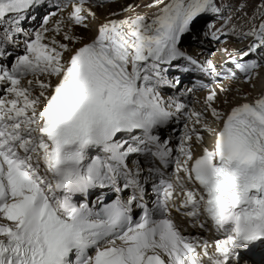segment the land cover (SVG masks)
I'll return each instance as SVG.
<instances>
[{
	"label": "snow or ice",
	"instance_id": "6c2138e0",
	"mask_svg": "<svg viewBox=\"0 0 264 264\" xmlns=\"http://www.w3.org/2000/svg\"><path fill=\"white\" fill-rule=\"evenodd\" d=\"M249 2L152 0L150 14L129 4L121 12L132 15L110 13L85 40L77 29H93L104 0H62L32 31L22 22L44 0H0V264H241L264 244V91L224 111L210 90L196 111L162 89L181 82L169 70H190L179 61L239 80L231 64L251 84L264 66V0L251 16ZM208 14L221 20L203 33L209 43L244 45L222 48L219 65L180 47ZM12 45L24 49L14 61ZM188 229L224 238L210 244Z\"/></svg>",
	"mask_w": 264,
	"mask_h": 264
},
{
	"label": "rangeland",
	"instance_id": "374dc122",
	"mask_svg": "<svg viewBox=\"0 0 264 264\" xmlns=\"http://www.w3.org/2000/svg\"><path fill=\"white\" fill-rule=\"evenodd\" d=\"M167 2H168V0H161V6L163 5V3H167ZM151 3H152V0H104V6L103 7H100V8L93 7V10L97 9V14L98 15H96V16L99 17L100 19L101 18H104V19L108 18L110 13H112V12L118 13L119 14L118 15L119 18H124L126 16L132 15L131 12H121V9L127 7V5L132 4L134 6V9H135L136 13H139V14H146V13L150 14L151 12L156 11L155 8L148 7V5H150ZM258 4H259V0H250V2L248 4V7L245 9V11L247 12V14L249 16H251L253 14V10L256 8V6ZM58 18H59V15L50 22L49 26L54 27L55 19H58ZM214 19H218L217 20L218 22L216 23L214 21ZM98 21L99 20H97V19H93L92 20V25H93V29L92 30L85 31L83 29L78 28L77 29V33L83 35V37L85 39L91 37L92 34L94 33V28H95V25L98 23ZM220 23H221V20L218 17L214 16L213 14H208V15L203 16L201 19L197 20L196 23H195V26H192V28H193V30L194 29H199V31H200L202 29L207 28L208 25H212V29L211 30H216V28H218L220 26ZM234 23H242V21L234 20ZM38 29H39V27H38ZM58 38H61V37L58 36ZM187 38H188V36L186 35L185 38L183 39L182 43L180 44V46H186L184 43L185 42L188 43V39ZM226 41H229L230 43L232 41L231 45L226 44L228 48H236V47H238V48L241 47L242 48L244 46L243 44L238 43L235 40V38H229L228 37ZM219 44L221 46L222 44H225V43L220 42ZM227 47H222V48H227ZM202 58H203V56L200 55V59H202ZM188 73L189 74H187V75H189V76H191V75L195 76L197 81H198V79H200L203 84H207L209 82H212L210 80L211 77L205 76L201 72L194 70V68H191ZM198 74L201 76V78L199 76H197ZM257 76H258L260 81L257 80ZM254 77H255V79H253L251 84L247 83L246 82V78L243 77V76L240 77L239 80H231L230 81L227 78V76L222 77L219 81L215 80L216 81L215 83H211L212 85L214 84L212 91H217L218 92L219 101H217L214 106L220 108L221 110L227 111L229 109V107H231V105L233 106L236 103H238L239 101H242L243 99H245L247 97H250L251 99H252V97L253 98L256 97L257 96L256 93L260 91L259 82L261 83L264 80V66H261L257 70L256 75ZM30 78L31 77H29V79ZM201 82L198 81V84L201 83ZM221 86L229 88L230 91L227 94L221 93L220 92V87ZM168 89L172 91L171 88H168ZM225 98L228 99V101H229V104H227V105L220 103V101L224 100ZM198 99H196L194 97L193 100H195V101H192V102H196V101H198ZM180 120L181 121H180L179 127H180V130H182L184 128V124H185L186 121L183 119L182 116L180 117ZM215 125L216 124H214L213 126H215ZM205 137L210 139V136H208V135H206Z\"/></svg>",
	"mask_w": 264,
	"mask_h": 264
},
{
	"label": "bare ground",
	"instance_id": "6f19581e",
	"mask_svg": "<svg viewBox=\"0 0 264 264\" xmlns=\"http://www.w3.org/2000/svg\"><path fill=\"white\" fill-rule=\"evenodd\" d=\"M68 10V9H67ZM96 10V11H95ZM95 10H93V11H95L96 12V15H98L97 14V9H95ZM116 18H119V17H116ZM122 19V18H121ZM97 20H99L98 21V23L100 22V21H103L104 20V18H99L98 17V19ZM97 23V24H98ZM96 24V25H97ZM198 25V24H197ZM193 26H195V24L193 25ZM49 27H51V26H49ZM38 30V29H37ZM199 29H194L193 31H198ZM193 31H192V34H193ZM192 34H191V36H192ZM94 35V33L92 34V36ZM91 36V37H92ZM91 37H89V38H91ZM89 38H87V39H89ZM87 39H85V40H87ZM188 43H184L185 45H187V44H190V42H189V40H191L190 39V36H188ZM185 41V40H184ZM187 41V40H186ZM241 48V47H240ZM199 55H201L200 53H198ZM194 68V67H193ZM259 69V68H258ZM257 69V70H258ZM257 70H256V72H257ZM189 74V73H188ZM197 76H199L200 78H201V76L198 74ZM186 77L187 78H196L195 76H189V75H186ZM31 79V78H30ZM188 81H190V80H188ZM204 81V80H203ZM262 81V80H261ZM197 84H198V81H197ZM199 84H201V83H199ZM259 85H260V91L259 92H261V91H264V80H263V82H261V83H259ZM257 90V89H256ZM208 92L209 91H207V90H204V91H201V92H199V94H198V96H197V99H198V101H196V102H191L190 104H189V101H188V96H185V95H182V96H180V100H181V102L182 103H185V104H187L188 105V107L190 108V110H196V111H200L201 109H202V107H203V101H204V98H205V96L208 94ZM259 92H257L256 93V95H258L259 94ZM163 94H164V96L167 98V97H176L173 93H172V91L171 90H169L168 88H163ZM178 99V98H177ZM201 99V100H200ZM250 101H252V99H250ZM249 101V102H250ZM242 102H247L246 100H242V101H239L238 103H236V104H239V103H242ZM232 106V105H231ZM229 109H230V107H229ZM228 109V110H229ZM207 134L205 133L204 134V137L206 136ZM209 136V135H208ZM209 139L207 138V137H205V145L206 146H208V144H209V141H208ZM259 248V247H258ZM264 249V248H263Z\"/></svg>",
	"mask_w": 264,
	"mask_h": 264
}]
</instances>
